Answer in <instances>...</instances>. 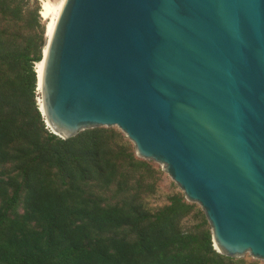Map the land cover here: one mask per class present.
I'll list each match as a JSON object with an SVG mask.
<instances>
[{
    "label": "water",
    "instance_id": "1",
    "mask_svg": "<svg viewBox=\"0 0 264 264\" xmlns=\"http://www.w3.org/2000/svg\"><path fill=\"white\" fill-rule=\"evenodd\" d=\"M39 110L117 127L199 205L216 251L264 259V0H64Z\"/></svg>",
    "mask_w": 264,
    "mask_h": 264
},
{
    "label": "trees",
    "instance_id": "2",
    "mask_svg": "<svg viewBox=\"0 0 264 264\" xmlns=\"http://www.w3.org/2000/svg\"><path fill=\"white\" fill-rule=\"evenodd\" d=\"M39 0H0V264H246L213 246L183 193L144 198L162 171L117 127L54 134L39 110ZM196 215L199 221L183 225Z\"/></svg>",
    "mask_w": 264,
    "mask_h": 264
},
{
    "label": "rangeland",
    "instance_id": "3",
    "mask_svg": "<svg viewBox=\"0 0 264 264\" xmlns=\"http://www.w3.org/2000/svg\"><path fill=\"white\" fill-rule=\"evenodd\" d=\"M42 1H44V0H39L40 8H41ZM50 1L53 3H58L60 0H50ZM39 15L41 17L42 23H44V38H45L46 20L43 19V17L40 14V11H39ZM44 43H45V40H44ZM38 97H39V95L37 96V99H38ZM153 164L155 166H158L161 168V165L154 162V161H153ZM155 180H156V189H155L154 193H152V194H150L144 198V202H145L146 207H149L151 209H155V208L165 204L167 202V197L169 195H172L175 193H182V191L178 187V185L164 171H161L160 174H156ZM197 206L199 207L198 204H197ZM198 221H199V217H197L196 215H189L183 219V225H185L186 227L191 226ZM242 258H244L246 264H264V259L254 258L251 255H249V253H245L242 256Z\"/></svg>",
    "mask_w": 264,
    "mask_h": 264
},
{
    "label": "bare ground",
    "instance_id": "4",
    "mask_svg": "<svg viewBox=\"0 0 264 264\" xmlns=\"http://www.w3.org/2000/svg\"><path fill=\"white\" fill-rule=\"evenodd\" d=\"M64 0H60L58 3H53L50 0H44L42 1L41 8H40V14L43 17V19L46 20V38L48 39L51 35L54 23L56 21V17L60 11V8L62 6ZM46 45L43 47V51L45 52ZM41 67H42V61H39L36 63V69L38 72V76L40 77L41 74Z\"/></svg>",
    "mask_w": 264,
    "mask_h": 264
}]
</instances>
